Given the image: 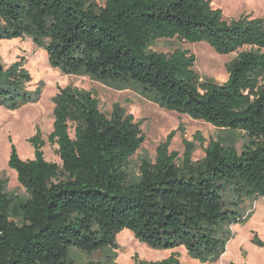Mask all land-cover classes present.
Returning <instances> with one entry per match:
<instances>
[{"label": "trees", "instance_id": "1", "mask_svg": "<svg viewBox=\"0 0 264 264\" xmlns=\"http://www.w3.org/2000/svg\"><path fill=\"white\" fill-rule=\"evenodd\" d=\"M18 37L44 47L65 74L135 82L160 107L242 132L245 141L237 151L210 140L201 159L192 161L187 148L178 164L168 151L170 133L130 180L129 159L144 141L140 123L117 104L105 114L90 91L59 89L52 131L46 140L39 130L28 139L33 158H20L10 145L7 165L24 195L7 192L0 180V264H75L71 248L115 246L123 229L153 248L183 246L202 262L218 259L229 226L248 219L244 201L264 198V18L225 19L210 0H0V40ZM161 38L236 53L226 81L201 80L187 49H149ZM28 81L21 62L1 71L0 104L32 101ZM46 142L57 146L60 163L45 159ZM253 242L264 246L257 235Z\"/></svg>", "mask_w": 264, "mask_h": 264}, {"label": "rangeland", "instance_id": "2", "mask_svg": "<svg viewBox=\"0 0 264 264\" xmlns=\"http://www.w3.org/2000/svg\"><path fill=\"white\" fill-rule=\"evenodd\" d=\"M103 5L105 0H95ZM214 8H220L225 19L236 18L242 14L264 18V0H210ZM176 48L189 50L195 56L193 69L200 79L216 83L226 81V64L236 53L219 54L204 42L188 43L176 38L157 39L149 49L170 53ZM0 62L4 69L15 62L30 74L25 89L35 93V98L20 106L0 104V180H5V190L14 195H24V188L18 183L16 173L7 165L10 145L13 143L22 159L33 158V147L28 139L39 130L46 140L53 125V96L61 88L90 91L99 102V109L109 115L115 104L126 114L140 123L144 141L130 157L127 174L136 180L143 159L154 161L157 147L173 133L168 151L175 153L176 162L181 163L183 153L191 149L192 161L204 156L210 140L220 141L240 151L245 137L242 132L214 127L188 115L160 107L143 96L135 82L104 83L86 74H65L48 61L44 47L36 45L30 37L0 40ZM72 134V130H71ZM188 144L189 147H188ZM44 157L47 161L60 163L57 146L45 143ZM241 211L248 216L245 222L229 226L231 237L225 251L214 261L202 262L191 257L183 246L171 249L153 248L135 237L129 229L116 234L115 246L102 247L92 252H82L71 248L69 255L75 264L100 261L101 264H134L135 258L158 261L175 254L178 264H264V246L253 242L257 235L264 242V198L245 200ZM123 232V233H122Z\"/></svg>", "mask_w": 264, "mask_h": 264}, {"label": "water", "instance_id": "3", "mask_svg": "<svg viewBox=\"0 0 264 264\" xmlns=\"http://www.w3.org/2000/svg\"><path fill=\"white\" fill-rule=\"evenodd\" d=\"M3 70H4V67H3V65L0 62V72L3 71Z\"/></svg>", "mask_w": 264, "mask_h": 264}, {"label": "bare ground", "instance_id": "4", "mask_svg": "<svg viewBox=\"0 0 264 264\" xmlns=\"http://www.w3.org/2000/svg\"><path fill=\"white\" fill-rule=\"evenodd\" d=\"M123 233V232H122Z\"/></svg>", "mask_w": 264, "mask_h": 264}]
</instances>
